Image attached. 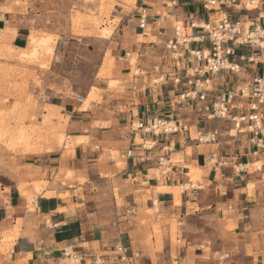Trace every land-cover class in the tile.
I'll return each instance as SVG.
<instances>
[{
	"label": "rangeland",
	"instance_id": "rangeland-1",
	"mask_svg": "<svg viewBox=\"0 0 264 264\" xmlns=\"http://www.w3.org/2000/svg\"><path fill=\"white\" fill-rule=\"evenodd\" d=\"M143 2L150 9L155 8L160 17L168 20L169 24L162 20L156 30L149 25L146 30L139 29L137 9L143 7ZM143 2L0 0V13L14 14L19 19L16 23H22V30L29 33L27 46L21 52L14 47L16 30L0 31V203L10 193L15 197L21 195L32 212V203L36 196L48 186L43 168L52 166L56 167L53 174L54 184L60 183L65 188L68 184L86 182L89 171L93 186V191L90 192L92 207L97 204V209L110 218H127L128 214L123 210L120 186L114 175H104L102 178H108L105 179L106 183L96 178L99 167L95 162L91 163L93 165L90 170L87 168L88 164L81 167L86 176L67 165L75 144L72 138L87 130V126L77 123L81 119L74 110H91L94 117L91 126L98 131L104 129L110 123L114 112L108 107L102 108V91L95 88L97 85L93 84L94 81L103 82L109 93L121 91L125 86L128 89L135 88L136 91L148 90L156 78L154 67H159L166 74L172 72L166 43L173 25L176 22L185 23L194 15L207 18L202 8L195 5L196 10L189 9L193 5L192 0H180V4H185L184 10L178 13L171 11V14L167 12V0ZM168 15L175 17L169 18ZM136 32L146 34L138 37ZM151 41L154 48L150 45ZM257 72H263L260 66ZM88 96V105L85 101L78 102V98L86 100ZM97 104L100 108L96 107ZM105 118L108 123L101 120ZM217 127L223 134L219 151L222 149L223 154L236 150L245 153L249 151L248 138H240L246 135L230 137L235 133H226L229 131L227 125L223 127L220 122ZM192 137H196L195 129ZM117 155L113 152L110 161L114 159L116 167L121 169L124 159ZM49 159L55 161L50 163ZM259 160L260 163H256L257 159H248L245 156L241 158V162L245 164L251 161L248 171L252 180L248 184L247 192L252 203H248L250 208L246 214L249 218L245 220L247 226L244 231L251 239L247 247L252 259L235 263L232 261L233 257L239 255L230 253L227 256L226 252L213 254V247H219L222 240L211 237L217 233V228H214L215 224H210L200 232L205 238L198 236L189 246L188 254L182 253L183 259L184 255L187 256L186 263L264 264V184L261 174L256 171L257 167L264 164V155ZM191 174L189 177L193 181ZM198 181L200 179L197 178L192 184L197 186ZM184 188H179L177 192L180 193ZM113 200H116V205ZM232 213L230 211L229 214ZM138 216L140 225L148 232L146 245L150 251L156 252L161 249L162 242V225L156 221L157 207L141 211ZM128 220L133 222L134 216L128 217ZM170 228L172 258L175 259L177 249L184 248L188 240L183 237L178 219L170 221ZM200 229H203L202 226ZM225 230L238 236L231 223ZM8 238L12 240L13 237ZM140 252L142 260H145L147 253ZM143 263L145 264L144 261Z\"/></svg>",
	"mask_w": 264,
	"mask_h": 264
},
{
	"label": "crops",
	"instance_id": "crops-1",
	"mask_svg": "<svg viewBox=\"0 0 264 264\" xmlns=\"http://www.w3.org/2000/svg\"><path fill=\"white\" fill-rule=\"evenodd\" d=\"M258 1L256 9L251 11H245L239 6L231 7L227 11L232 19L247 23L249 27H262L264 0ZM181 4L179 2L177 13L184 10L185 4ZM195 5L201 8L193 1L189 9L196 10ZM141 8L144 7L138 8L137 14ZM148 12L151 15L148 21L151 29L156 30L162 20L169 24L168 20L160 17L155 8L148 9ZM167 12L171 14L170 11ZM133 18L135 19V15ZM17 20L19 19L12 13H0V31L16 30L14 47L23 52L29 33L22 30V23H16ZM136 34L141 37L146 33ZM150 45L155 47L153 41ZM257 69L238 76L226 74L218 77L214 88H237L263 74L257 72ZM93 84L97 85V90L102 91V108L108 107L114 112V116L104 129L98 131L91 126L94 118L91 110H74L81 119L77 123L87 126V130L72 138L75 144L67 165L86 176L82 166L88 164L87 168L90 170L93 165L91 163L95 162L99 167L96 178L102 182L108 179L102 178L104 175H114L120 186L123 210L127 214V211L133 208L134 221L128 220L132 215H127V218H110L97 209V204L92 207L90 192L93 191V186L89 171L86 182L68 184L65 188L60 183L54 184L53 174L56 167H46L43 169L48 186L36 196L32 203V212L21 195L15 197L10 193L6 200L0 203V264H59L63 249L68 245H72L83 255L81 264H95V259L99 260L98 264H122L117 259L116 248L119 245L146 252L148 256L143 260L145 264H178L183 260L187 262L189 246L198 236L205 238L200 232L210 224H215L214 228H217V233L211 237L222 240L219 247H213V254L226 252L227 256H230V253L239 255L233 257L232 261L235 263L252 259L247 247L251 239L244 231L247 226L245 220L249 218L246 214L250 208L248 203H252L247 192L252 177L249 171L244 172L245 174L236 171L239 165L245 164L241 162L242 157L250 159L249 151L245 153L236 150L223 154L221 149L217 151L218 163L221 166H216L209 161L211 154L216 153L215 147L187 141L188 135L185 133L148 138L134 130L132 123L139 120L151 121L157 115L178 121L182 126H189L191 136L193 130L199 127H205L206 130L218 128L217 124L220 122H202L204 114L199 113L198 107L180 101L179 94L183 91V85H175L171 78L162 86H149L148 90L144 91H136L134 87L128 89V86H125L121 91L109 93L103 82L94 81ZM99 106L97 104L96 107L100 108ZM101 120L108 123L107 118ZM224 126L226 125L223 123ZM244 137L248 138L247 135L240 138ZM151 138L156 142V147L152 151L143 150L141 145ZM222 138L223 134L221 142ZM164 147L172 148L173 151L169 155L168 164L160 166V158L166 156L162 149ZM129 150H133L134 159H126L125 154ZM113 152L118 154V158L124 159L123 168L118 169L114 159L110 161ZM49 160L50 163L55 161ZM190 174L193 181L200 179L197 186L192 184ZM186 186L189 188H184ZM179 188L184 189L178 193ZM176 195L180 202L178 204ZM114 202L116 205V200ZM156 207V221L162 225V242L161 249L152 252L145 242L147 229L140 225L138 215L141 211L153 210ZM230 211L233 213L229 214ZM172 219H178L183 237L188 240L184 248L177 249L175 259L172 258L170 243ZM230 223L236 228L238 236L225 230ZM201 226L203 229H200ZM11 236L12 240L8 238ZM152 236L156 240L153 233ZM153 244L157 246L156 242ZM182 253L186 254L184 259Z\"/></svg>",
	"mask_w": 264,
	"mask_h": 264
},
{
	"label": "built area",
	"instance_id": "built-area-1",
	"mask_svg": "<svg viewBox=\"0 0 264 264\" xmlns=\"http://www.w3.org/2000/svg\"><path fill=\"white\" fill-rule=\"evenodd\" d=\"M144 0H142L143 2ZM166 8L176 11L179 0H167ZM206 12L207 18L191 17L187 22H176L173 25L171 36L166 43L171 73H164L159 67H154L156 78L153 87H159L171 78L175 85H183L179 98L183 104L199 108L204 114L203 120L209 123L223 122L229 127V132L237 135H247L249 156L257 159L264 155V26L249 27L240 20L232 19L228 9L239 6L245 11L256 9L258 0H192ZM143 7L139 12L138 27L146 30L150 14V6ZM212 16L214 19H212ZM190 30V33L188 32ZM242 51V53H238ZM261 67L262 75L255 76L251 81L244 82L234 89L214 88L218 77L226 74L239 75L248 70ZM83 103L82 98H78ZM200 120V121H201ZM132 128L142 135L158 138L160 136L185 133L187 141L199 145H212L216 153L210 156V163H218L219 148L222 144L221 130L218 128L199 127L196 137L191 136L189 126H182L178 121L166 119L163 116H154L151 121L139 120L132 123ZM142 149L152 151L156 142L151 138L142 145ZM166 156L159 160L160 166L168 164L169 155L173 149L162 148ZM127 160L135 158L133 150H129ZM166 164V165H165ZM251 164L239 165L236 171L244 173ZM264 184V164L257 167ZM131 208L128 215H134ZM117 259L122 264H144L141 252L131 248L118 246ZM83 255L77 252L72 245L63 249L59 264H81ZM95 259L94 263L98 264ZM179 264H187L185 261Z\"/></svg>",
	"mask_w": 264,
	"mask_h": 264
},
{
	"label": "bare ground",
	"instance_id": "bare-ground-1",
	"mask_svg": "<svg viewBox=\"0 0 264 264\" xmlns=\"http://www.w3.org/2000/svg\"><path fill=\"white\" fill-rule=\"evenodd\" d=\"M89 99H90V98H87V99L85 100V103H86L87 105H88V103H89ZM83 102H84V99H83ZM85 109H86V108H85ZM83 111H84V110H83ZM176 196H177V195H176ZM176 199H177V200H176V201H177V204L180 203V202H179V198H178V196L176 197Z\"/></svg>",
	"mask_w": 264,
	"mask_h": 264
}]
</instances>
